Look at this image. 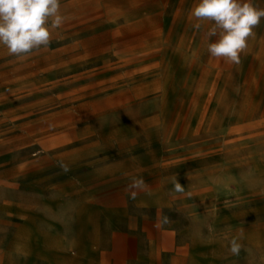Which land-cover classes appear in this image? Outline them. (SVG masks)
I'll return each mask as SVG.
<instances>
[{"label":"rangeland","instance_id":"374dc122","mask_svg":"<svg viewBox=\"0 0 264 264\" xmlns=\"http://www.w3.org/2000/svg\"><path fill=\"white\" fill-rule=\"evenodd\" d=\"M196 2L61 0L49 47L0 46V264H264V19L228 64Z\"/></svg>","mask_w":264,"mask_h":264},{"label":"clouds","instance_id":"9594fccd","mask_svg":"<svg viewBox=\"0 0 264 264\" xmlns=\"http://www.w3.org/2000/svg\"><path fill=\"white\" fill-rule=\"evenodd\" d=\"M189 19L195 21L191 27L197 31L205 22L210 25L204 33L210 58L238 65L241 54L249 47V40L255 37L254 29L264 19V7L254 4L253 0H197ZM64 23L61 0H0V46L9 56L23 58L49 47L53 32ZM61 167L68 171L66 165ZM145 188L143 178L133 177L126 190L130 199L135 200L138 192ZM175 191L183 192L179 183L175 184ZM170 223L168 216L158 214L154 227L160 229ZM241 237L242 232L229 241L228 250L232 255H239Z\"/></svg>","mask_w":264,"mask_h":264},{"label":"crops","instance_id":"0c3cea01","mask_svg":"<svg viewBox=\"0 0 264 264\" xmlns=\"http://www.w3.org/2000/svg\"><path fill=\"white\" fill-rule=\"evenodd\" d=\"M85 228L86 227L84 226L83 229H80V226H76L75 224L70 226L68 229L71 236V240L80 241V238L85 239L88 233Z\"/></svg>","mask_w":264,"mask_h":264}]
</instances>
